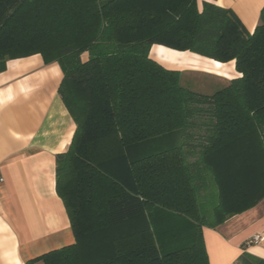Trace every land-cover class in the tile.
Masks as SVG:
<instances>
[{"label":"trees","instance_id":"obj_1","mask_svg":"<svg viewBox=\"0 0 264 264\" xmlns=\"http://www.w3.org/2000/svg\"><path fill=\"white\" fill-rule=\"evenodd\" d=\"M154 45L233 61L240 76L196 94ZM33 55L59 66L75 125L55 168L74 244L37 260L209 264L202 227L264 198V10L248 33L199 0H0V72Z\"/></svg>","mask_w":264,"mask_h":264},{"label":"crops","instance_id":"obj_2","mask_svg":"<svg viewBox=\"0 0 264 264\" xmlns=\"http://www.w3.org/2000/svg\"><path fill=\"white\" fill-rule=\"evenodd\" d=\"M203 1L232 11L248 33L264 10V0H199V6ZM150 57L167 69L204 59V69H190L228 81L240 76L233 61L217 63L162 46H152ZM61 80L59 66L45 64L40 55L7 61L0 72V264H43L37 259L74 244L55 191L56 156L68 150L75 130L58 95ZM254 236L264 238V198L216 228L202 227L208 263L264 264V241L248 244Z\"/></svg>","mask_w":264,"mask_h":264},{"label":"rangeland","instance_id":"obj_3","mask_svg":"<svg viewBox=\"0 0 264 264\" xmlns=\"http://www.w3.org/2000/svg\"><path fill=\"white\" fill-rule=\"evenodd\" d=\"M201 60L203 64L207 62L204 59ZM203 64H192L188 61H180L173 64L178 67L169 70L179 71L182 73L181 74L182 85L186 89L203 96H211L216 91L222 89L227 84L228 80L216 77L214 75H207L205 72H202V70L190 69V67L197 69H204L205 66ZM210 64L214 65L213 63ZM169 65L173 66L172 64ZM167 142L168 140L166 137L158 138L151 141L148 144L149 147L148 152L157 151L159 149H163L167 147L168 145V144L166 145Z\"/></svg>","mask_w":264,"mask_h":264},{"label":"built area","instance_id":"obj_4","mask_svg":"<svg viewBox=\"0 0 264 264\" xmlns=\"http://www.w3.org/2000/svg\"><path fill=\"white\" fill-rule=\"evenodd\" d=\"M3 178L0 176V184L3 183ZM264 241V238L262 236H254L253 238H251L249 241H248V244H252V243H261Z\"/></svg>","mask_w":264,"mask_h":264},{"label":"bare ground","instance_id":"obj_5","mask_svg":"<svg viewBox=\"0 0 264 264\" xmlns=\"http://www.w3.org/2000/svg\"><path fill=\"white\" fill-rule=\"evenodd\" d=\"M161 50H162V49H161ZM162 52H163V50H162ZM163 57L166 58V56H163ZM168 58H169V57H168ZM171 58H172V57H171ZM163 61H166V60H163ZM176 61H177V60H176ZM166 62H167V61H166ZM174 63H176V62H174ZM174 63H173V64H174ZM193 64H194V63H193ZM195 64H196V63H195Z\"/></svg>","mask_w":264,"mask_h":264}]
</instances>
